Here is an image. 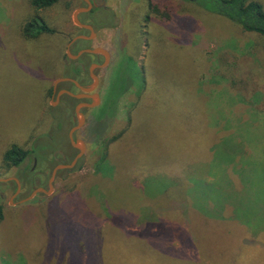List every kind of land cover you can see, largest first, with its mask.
<instances>
[{
    "label": "rangeland",
    "instance_id": "1",
    "mask_svg": "<svg viewBox=\"0 0 264 264\" xmlns=\"http://www.w3.org/2000/svg\"><path fill=\"white\" fill-rule=\"evenodd\" d=\"M210 1L102 0L79 14L95 34L77 46L110 53L103 103L85 112L82 159L50 193L20 202L36 186L14 196L0 183V264H264V231L237 209L264 226V35ZM81 6L0 0V178L46 180L61 150L75 153L73 105L49 90L84 33ZM34 16L52 30L25 36ZM12 144L29 156L7 167Z\"/></svg>",
    "mask_w": 264,
    "mask_h": 264
},
{
    "label": "flooded vegetation",
    "instance_id": "2",
    "mask_svg": "<svg viewBox=\"0 0 264 264\" xmlns=\"http://www.w3.org/2000/svg\"><path fill=\"white\" fill-rule=\"evenodd\" d=\"M98 1L101 2L102 0H89V2L92 4V6L85 13L90 14L94 8H96V9H104L101 3L100 4L97 3ZM85 3H86V6H87V2L86 1H85ZM83 23L90 24L93 27V24L91 23L90 20H86ZM83 35L89 36L90 35V31L88 29L84 28ZM71 39L68 41V43L71 41ZM92 40L93 39L78 38L75 41L71 42L69 46L67 44V49L72 51L71 54L76 56L81 50L92 48V47H96V46H93V45L82 46V47H78L77 46L78 43L81 46L82 44H80V43H83V45H84L85 42H90L91 43ZM109 59H110V53L108 51V61H109ZM105 63H106V58H105V55L102 54V53H90V52L83 51L77 57H69V56H67L66 62L64 63L65 69H67V70H66V72H63L62 75L59 77L62 80H59L56 84L54 83L51 86V88L49 90L50 91V96L53 99L57 98V100H61V102L63 104L64 103L66 104V108H68V109H70V107L73 105L72 107H73L75 116H76L75 108H76V106L78 104H81V106L79 108V111L83 114L84 123H85V121H86L85 112L87 110H91V109H94L96 107H99L103 103L102 102L103 99H101V92L99 90V87H100V84H101L100 73L108 65V63L106 65H105ZM79 86H82L83 88L92 87V90L84 91ZM61 90H67V91L73 93L74 95H79V96H73V95H70V94H68L66 92H62L59 96H57V94ZM95 95L98 96V100H96L94 98ZM108 110L109 109H107V111ZM76 123H77V116H76L75 124ZM74 125H72V126H74ZM74 139H77V138L74 137ZM74 150H75L74 154H73V152L71 154H69V153L67 154L66 151L61 150V154L58 156V158L56 160V163L51 168V171L59 163H69V162H71V160L79 152V150L76 147H74ZM82 156L80 158H78V160H77V162H76L74 167H76L78 165L79 161L82 159ZM25 159H24V161H25ZM34 166H35V160H34V165H32L31 168H30L31 171L33 170ZM74 167L71 168V169H66V168L65 169H59V170H57L56 175L59 172H61V171L69 172L72 169H74ZM51 171H50L49 176H48V178L46 180H42L40 178V180L27 181L25 178H20L19 176H14V177L18 178L19 183H20V191H19V193L17 195H19L23 191L24 187L26 186V183L28 184L29 188H32V187L36 186V187H34V189L37 188V187H43L45 189H48V183H49V178H50V175H51ZM2 182L4 183L5 181H0V183H2ZM10 182H12L14 184V186H15V188H14V190L12 192L14 194L16 192V189H17V183L14 180H10ZM34 189L32 188L31 192ZM0 196H1V192H0Z\"/></svg>",
    "mask_w": 264,
    "mask_h": 264
},
{
    "label": "trees",
    "instance_id": "3",
    "mask_svg": "<svg viewBox=\"0 0 264 264\" xmlns=\"http://www.w3.org/2000/svg\"><path fill=\"white\" fill-rule=\"evenodd\" d=\"M57 1L58 0H30V3L35 9H39L43 7H49ZM209 6L210 7L208 8H210V11L235 21L237 24L241 25L243 29L255 31L264 35V11L259 2L255 0H211L209 2ZM51 30L52 28H50L40 17L36 16L31 17L23 26L24 35L28 37H35L41 32H49ZM118 97L116 99H118ZM28 155L29 150L23 149L19 145L12 144L3 154V164H5L7 167L18 166ZM237 209H240L239 211L243 217H247V219L254 221L253 226H249L252 235L255 236L258 232L264 231V226H262L260 223H256L260 222L261 218L250 214L252 209L249 208V205L245 204L244 208L242 207L241 209L240 204ZM237 217H239V215ZM1 218L2 208L0 207V219ZM233 218L238 221L240 220L235 217ZM162 237L163 234H159V238L161 239ZM161 246H166V242L161 241ZM253 250L255 249H251V251L247 252L246 254L252 257L255 253Z\"/></svg>",
    "mask_w": 264,
    "mask_h": 264
},
{
    "label": "water",
    "instance_id": "4",
    "mask_svg": "<svg viewBox=\"0 0 264 264\" xmlns=\"http://www.w3.org/2000/svg\"><path fill=\"white\" fill-rule=\"evenodd\" d=\"M87 2V6H81V7H78L74 13H73V17H74V21L82 28H85V29H88L90 31V35L89 36H86V35H77L75 37H73L71 39V41L68 43V46L70 45L71 42L75 41L76 39L78 38H88V39H91L92 35L95 34V31H94V28L90 25V24H86V23H83L80 21V19L78 18L79 14L80 13H83V12H87L92 4L89 2V0H85ZM68 50V49H67ZM83 51H86V52H90V53H102L105 55V58H106V62L108 61V51L103 48V47H99V46H96V47H92V48H88V49H84V50H81L76 56H74L73 54L71 53H68L69 57H77L78 55H80ZM59 80H62L61 78H58L56 81H55V84L59 81ZM55 86V85H54ZM82 90L84 91H90L92 90V87H88V88H83L82 86H79ZM62 92H66L70 95H73V96H79V95H74L73 93L67 91V90H61L59 91V93L57 94V96H59ZM94 98L96 100H98V96L95 95ZM57 100V98L55 99ZM81 104H78L75 108V112H76V116H77V123L72 126L68 132V137H69V140L71 141L72 145L74 147H76L79 152L75 155V157L71 160V162L69 163H59L57 164L51 171V175H50V178H49V183H48V189H45L43 187H37L35 188L29 195H27L26 197L22 198L20 200V202H26L30 199H32L37 193H40V192H43L45 194H48L50 193L52 190H53V180L56 176V172L57 170L59 169H71L75 166L78 158H80L84 151H85V148H86V143L82 140V139H74V132L79 129L83 122H84V117H83V114L79 111V108H80ZM10 180H14L16 183H17V189H16V192L13 194L14 196L17 195L20 191V183H19V180L18 178L14 177V176H9V177H5V178H0V181H10Z\"/></svg>",
    "mask_w": 264,
    "mask_h": 264
}]
</instances>
